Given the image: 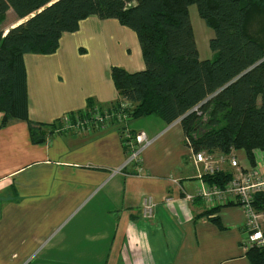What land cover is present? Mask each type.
I'll use <instances>...</instances> for the list:
<instances>
[{"label": "crops", "instance_id": "0c3cea01", "mask_svg": "<svg viewBox=\"0 0 264 264\" xmlns=\"http://www.w3.org/2000/svg\"><path fill=\"white\" fill-rule=\"evenodd\" d=\"M23 59L30 119L58 123L34 143L26 121L1 126L0 112V264H249L244 211L197 195L208 183L179 119L115 116L104 128L59 127L66 114L86 110L87 99L117 112L111 66L145 67L132 30L89 16L77 31L61 35L54 53ZM139 132L147 142L126 163L130 148L123 141ZM241 151L231 155L245 171L251 167ZM254 156L263 172V152ZM225 159L217 170L232 177L242 172ZM147 197L149 217L142 212Z\"/></svg>", "mask_w": 264, "mask_h": 264}, {"label": "trees", "instance_id": "16d2710c", "mask_svg": "<svg viewBox=\"0 0 264 264\" xmlns=\"http://www.w3.org/2000/svg\"><path fill=\"white\" fill-rule=\"evenodd\" d=\"M190 4L214 32L208 42L210 59L198 57L188 19ZM9 10L25 20L6 31L1 23ZM89 16L117 20L139 42L144 69H110L120 101L132 105L130 119H179L185 143L194 153L226 156L242 150L255 165L254 152L264 154V0H0L1 126L26 121L34 143L53 132L57 121L36 123L29 117L23 58L54 53L61 35L77 31ZM255 17L260 23L253 31ZM94 106L87 99V108ZM203 178L224 185L232 175L217 170ZM232 204L238 205L229 201ZM252 205L263 211L264 193L255 194ZM211 220L220 225L217 217ZM245 255L249 264H264V246H248Z\"/></svg>", "mask_w": 264, "mask_h": 264}, {"label": "built area", "instance_id": "2783aa9c", "mask_svg": "<svg viewBox=\"0 0 264 264\" xmlns=\"http://www.w3.org/2000/svg\"><path fill=\"white\" fill-rule=\"evenodd\" d=\"M131 108L132 105L129 102H121L116 113L112 109L103 110L94 106L90 109L86 108L83 111L66 114L61 121L63 129L67 130L86 131L92 128H104L111 123L115 116L122 122L129 120ZM146 142L147 138L144 132L136 133L131 143L126 142V139L123 141V144L130 148L126 163L139 158L142 146ZM225 157L229 158V164L232 167L242 171L238 166L236 158L231 153L226 156L219 155V158L214 159L208 153L196 152L195 162L203 164V175L212 174L218 169V166L215 165L222 163L224 160L226 161ZM257 193H264V170L263 172L259 171L257 166H252L250 169L240 172L238 176H233L224 185H211L203 182L197 191V195L206 201L216 197L217 201H236L238 203V206L244 211L246 217L245 235L242 240L245 248L251 245L264 246V210L257 211L252 205L254 195ZM192 197L193 195H187L188 199ZM152 209L153 203L151 199L149 197L145 198L142 208L143 216L149 217L152 214Z\"/></svg>", "mask_w": 264, "mask_h": 264}, {"label": "rangeland", "instance_id": "374dc122", "mask_svg": "<svg viewBox=\"0 0 264 264\" xmlns=\"http://www.w3.org/2000/svg\"><path fill=\"white\" fill-rule=\"evenodd\" d=\"M188 19L193 31V38L198 49L199 59H210L212 58V51L208 46L209 39L214 35L213 30L208 27L204 20L200 17L197 7L195 4H190L188 6ZM256 20H252L250 24L251 30L255 31L259 27L260 20L258 17H255ZM25 19L18 20L15 14L9 10L2 19L1 27L6 30L7 28L17 25L18 23L24 21ZM140 119V118H139ZM242 159V163H247L248 160L245 156V153L241 151L239 154ZM237 161V159H236ZM249 164V163H248ZM256 165V164H255ZM253 165V166H255ZM250 167H252L249 164ZM239 174L236 173V176Z\"/></svg>", "mask_w": 264, "mask_h": 264}, {"label": "water", "instance_id": "95a60500", "mask_svg": "<svg viewBox=\"0 0 264 264\" xmlns=\"http://www.w3.org/2000/svg\"><path fill=\"white\" fill-rule=\"evenodd\" d=\"M7 31V30H6Z\"/></svg>", "mask_w": 264, "mask_h": 264}]
</instances>
